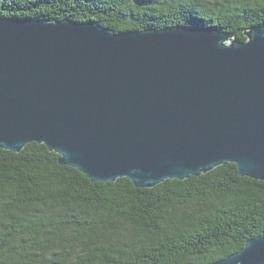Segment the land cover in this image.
<instances>
[{"label": "water", "instance_id": "95a60500", "mask_svg": "<svg viewBox=\"0 0 264 264\" xmlns=\"http://www.w3.org/2000/svg\"><path fill=\"white\" fill-rule=\"evenodd\" d=\"M113 32L0 18V148L47 146L92 182L137 188L233 163L264 181V24ZM212 264H264V232Z\"/></svg>", "mask_w": 264, "mask_h": 264}, {"label": "trees", "instance_id": "16d2710c", "mask_svg": "<svg viewBox=\"0 0 264 264\" xmlns=\"http://www.w3.org/2000/svg\"><path fill=\"white\" fill-rule=\"evenodd\" d=\"M96 22L113 32L213 26L246 41L264 0H0V18ZM31 143L0 148V264H212L264 232V181L233 163L137 188L92 182Z\"/></svg>", "mask_w": 264, "mask_h": 264}]
</instances>
